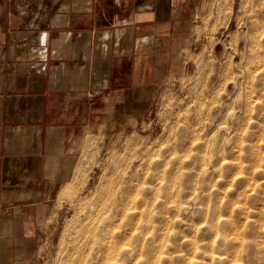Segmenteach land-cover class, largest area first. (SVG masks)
Wrapping results in <instances>:
<instances>
[{
    "label": "clouds",
    "instance_id": "1",
    "mask_svg": "<svg viewBox=\"0 0 264 264\" xmlns=\"http://www.w3.org/2000/svg\"><path fill=\"white\" fill-rule=\"evenodd\" d=\"M175 3L146 71L50 122L33 186L0 195V264H264V0Z\"/></svg>",
    "mask_w": 264,
    "mask_h": 264
},
{
    "label": "crops",
    "instance_id": "2",
    "mask_svg": "<svg viewBox=\"0 0 264 264\" xmlns=\"http://www.w3.org/2000/svg\"><path fill=\"white\" fill-rule=\"evenodd\" d=\"M41 11L36 0H0V195L35 181L48 125L93 107L143 74L139 49L175 0H67ZM91 98V99H89ZM128 90L120 108L137 107Z\"/></svg>",
    "mask_w": 264,
    "mask_h": 264
}]
</instances>
